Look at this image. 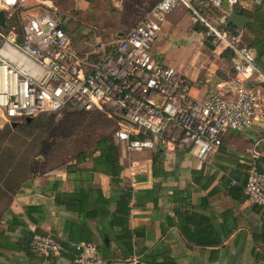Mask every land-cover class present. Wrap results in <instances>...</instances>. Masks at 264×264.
I'll list each match as a JSON object with an SVG mask.
<instances>
[{
    "label": "crops",
    "instance_id": "1",
    "mask_svg": "<svg viewBox=\"0 0 264 264\" xmlns=\"http://www.w3.org/2000/svg\"><path fill=\"white\" fill-rule=\"evenodd\" d=\"M36 1L58 8L56 0ZM106 1L109 8L124 11L126 18H135L125 31L114 33L117 35L125 33L156 2ZM222 6L209 15H240L239 40L252 49L256 65L264 70V0H237L229 11ZM152 52L186 78L188 93L195 100L212 89L230 97L231 80L256 89L260 99L249 125L243 131L225 133L216 152L201 166L177 147L124 151L119 146L117 184L104 173L90 171L89 158L75 164L86 169L83 171L66 172L64 168L52 175L16 179L6 175L2 195L8 199L5 202L2 197L0 231L6 230L7 223L13 225L10 214H16L23 228L33 234H50L63 245L94 243L99 257L110 264H264V211L243 193L248 149L253 144L259 152L257 168L264 171V88L255 78L237 77L231 52L211 46L201 25L182 6L166 15ZM122 187L131 190L125 228L111 222ZM95 189L100 198L108 200L106 213ZM78 190L88 194L80 207L97 209L95 215L85 217L54 203L55 194ZM25 207H29L27 213ZM21 228L16 225L0 236V264H75L68 249L47 255L25 249L23 239L20 242Z\"/></svg>",
    "mask_w": 264,
    "mask_h": 264
},
{
    "label": "built area",
    "instance_id": "2",
    "mask_svg": "<svg viewBox=\"0 0 264 264\" xmlns=\"http://www.w3.org/2000/svg\"><path fill=\"white\" fill-rule=\"evenodd\" d=\"M25 2L0 0L5 16V27H0V117L5 121L66 107L97 109L115 121L112 137L124 151L177 147L201 166L225 133L243 131L252 120L260 99L256 89L231 80L230 97L212 89L195 100L186 78L152 52L166 15L182 6L203 27L211 46L231 52L234 74L241 80L255 78L264 88V70L256 65L252 49L240 42L224 13L209 15L213 9L222 10L223 4L229 11L237 0H156L107 47L98 42L82 50L74 48L53 12H26L18 26L9 25L10 14L5 12ZM248 153L243 193L264 211V171L257 168L255 144ZM32 249L44 255L68 249L75 264H110L89 241L63 247L50 234H33Z\"/></svg>",
    "mask_w": 264,
    "mask_h": 264
},
{
    "label": "rangeland",
    "instance_id": "3",
    "mask_svg": "<svg viewBox=\"0 0 264 264\" xmlns=\"http://www.w3.org/2000/svg\"><path fill=\"white\" fill-rule=\"evenodd\" d=\"M49 2L26 0L9 13L8 24L18 26L21 15L35 10L53 12L77 50L102 41L107 43L126 30L135 18L124 11L108 7L106 0H56ZM100 40V41H98ZM159 60V59H158ZM177 61V60H176ZM13 123V124H12ZM117 125L106 112L94 109L82 111L66 107L53 114H39L28 121L7 122L0 117V212L8 199L2 187L7 186L6 175L41 177L64 169L79 152L91 150L101 136L112 137Z\"/></svg>",
    "mask_w": 264,
    "mask_h": 264
},
{
    "label": "trees",
    "instance_id": "4",
    "mask_svg": "<svg viewBox=\"0 0 264 264\" xmlns=\"http://www.w3.org/2000/svg\"><path fill=\"white\" fill-rule=\"evenodd\" d=\"M203 29V27H201ZM158 152V151H156ZM86 158H89L92 162V167L89 169L90 171H99L104 173L105 175L109 176V179L112 183L120 182L119 178V171L120 165L118 163L119 158V146L114 142L113 137L109 136H101L95 140L92 148L88 152H79L73 157V160L67 163L66 165V172L71 170H78L83 171L86 170L85 168H77L75 164L84 161ZM74 161V163H72ZM80 190V189H79ZM77 191L74 194L70 193H59L54 195V203L56 205H64L66 207L72 208L78 214H82L83 216H93L95 215L98 210L91 208V209H84L80 207L81 202H86L88 198V194L85 191ZM96 197L99 196L100 201L103 203L105 207V213L107 212L106 205L108 204L107 199L100 198L99 190L95 189ZM131 196V190L128 187H122L117 199L115 200V208L111 213V222L115 225H119L122 228L125 224V218L128 212V200ZM97 199V198H96ZM72 202H75L74 204ZM29 207L24 208V212L27 213ZM10 221L13 224L12 226L10 223H7L6 230L0 231V236L6 235L8 232H12L13 228L17 226H21L20 235L21 240L23 239V244L25 249H32V236L33 233L24 229L23 222L19 219V216L16 214H10ZM129 234V232H128ZM59 241V240H58ZM60 242V241H59ZM61 244V242H60ZM127 244V242H126ZM63 245V244H61ZM64 247H68V245H63ZM154 264H161V263H154ZM169 264V263H168Z\"/></svg>",
    "mask_w": 264,
    "mask_h": 264
},
{
    "label": "water",
    "instance_id": "5",
    "mask_svg": "<svg viewBox=\"0 0 264 264\" xmlns=\"http://www.w3.org/2000/svg\"><path fill=\"white\" fill-rule=\"evenodd\" d=\"M240 15L234 13V12H230L228 13L227 17H226V22L232 24L235 26L236 30L239 31V22H240ZM0 27L4 28L5 27V16H4V11L0 10ZM30 118H26L25 121H28ZM13 124V123H12Z\"/></svg>",
    "mask_w": 264,
    "mask_h": 264
}]
</instances>
